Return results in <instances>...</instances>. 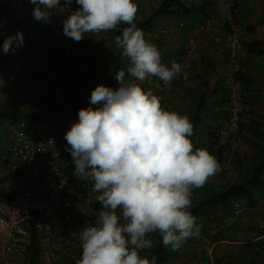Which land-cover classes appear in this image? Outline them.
I'll use <instances>...</instances> for the list:
<instances>
[{
	"label": "clouds",
	"instance_id": "1",
	"mask_svg": "<svg viewBox=\"0 0 264 264\" xmlns=\"http://www.w3.org/2000/svg\"><path fill=\"white\" fill-rule=\"evenodd\" d=\"M34 18L50 22L53 13L69 10L73 0H30ZM79 6L63 20V33L76 42L87 33L107 32L121 22L128 26L115 37L126 71L115 75L119 87L98 85L90 105L78 111L65 134L75 169L73 175L94 182L102 204L94 223L80 232L82 257L76 264H156L141 256L154 246L158 233L163 245L178 250L201 226L189 211L193 189L220 171L217 159L189 139L193 125L187 114L162 107V97L144 83L152 77L170 83L181 72L173 61H161L157 46L134 23V0H75ZM43 6V7H42ZM23 34L4 39L5 54L22 46ZM130 75L132 79H125ZM158 88L160 85L156 83Z\"/></svg>",
	"mask_w": 264,
	"mask_h": 264
},
{
	"label": "built area",
	"instance_id": "2",
	"mask_svg": "<svg viewBox=\"0 0 264 264\" xmlns=\"http://www.w3.org/2000/svg\"><path fill=\"white\" fill-rule=\"evenodd\" d=\"M148 4L149 0H142ZM214 14L197 28V33L211 29L217 46L227 45L232 53V66L225 76L224 87L228 97V115L221 128L206 141L193 139V150L206 148L216 156L221 173L225 169L220 156L225 141L235 139L237 145L245 140L240 134L247 124L251 111L244 87L242 56L247 51L246 42L237 20V6L234 0H210ZM63 3V0H62ZM79 7L73 0L65 13L51 16L45 31L22 27L19 32L28 42L51 49L52 53L41 74L32 79L35 90L41 97V108L45 115L39 118H24L9 122L10 134L6 137L0 131V188L10 192L9 199L0 197V264H23L29 254L33 232L40 238V264H76L82 257L81 230L88 223H94L102 204L97 197L102 194L93 191V184L84 188L75 186L81 179L73 175L75 164L66 148L70 146L65 134L78 119L74 101L83 108L90 105V98H82L79 92L74 98H67L69 85L67 69L80 59L79 44L63 33V20L72 10ZM228 27L221 34L215 25ZM185 22L171 23L162 29L163 34L183 31ZM198 47L197 35L188 41V56L177 62L181 72L170 83L164 84L157 78L159 87L156 94L162 97L161 104L166 110L170 100L184 86L189 84L193 62L192 53ZM23 68L16 65L9 73V88L18 91ZM5 99L0 98L1 106ZM235 171L228 170L227 176L235 178ZM264 179V176H263ZM255 205L247 197H237L231 202L230 212L220 210L211 214L208 233L200 231L198 244L203 249V264H217L214 248L225 239L226 230L240 220L250 240V245L263 239L264 194L257 196ZM152 238V237H151ZM245 243V242H244ZM185 243L183 251H189ZM264 260V247L257 248ZM152 255L150 259H152ZM252 259L256 255H251ZM232 264H240L233 260ZM264 264V262H263Z\"/></svg>",
	"mask_w": 264,
	"mask_h": 264
},
{
	"label": "crops",
	"instance_id": "3",
	"mask_svg": "<svg viewBox=\"0 0 264 264\" xmlns=\"http://www.w3.org/2000/svg\"><path fill=\"white\" fill-rule=\"evenodd\" d=\"M234 1L237 6V20L247 46V51L242 56L244 87L251 109L247 126L260 130L264 134V54L261 53L264 51V0ZM162 2L163 0H149L146 4L142 0H136L138 6L136 18L148 19L154 16ZM183 2L189 7H198L199 11L188 15L179 14L174 17H156L154 29L144 31V33L148 40H161V48L164 50L161 61L169 67L173 61L177 63L188 56L189 38L197 35L198 47L191 56L193 65L190 71L189 86L184 90L182 89L170 100L167 110L176 111L181 115L187 114L191 122L192 108L196 104L197 93L198 108L201 102L200 98L204 95L205 105L201 111L203 120L198 128V139L204 142L222 127L228 115V97L224 87V79L232 66V53L227 45L217 46L214 44L211 29L204 32L198 31V33L196 31L207 18L213 16V5L210 0H183ZM35 7L36 5L30 0H18L11 9L9 16L24 22L17 28H11L15 34L22 27L32 28L36 31L48 29L49 22L38 21L34 18L33 10ZM172 22H185L187 27L183 31L175 30L169 34H163L162 29L169 27ZM215 28L219 29L221 34H225L229 30L228 27H221L217 24ZM114 30L87 33L78 42L80 59L75 61L66 71L69 85L67 98L73 100L75 92H79L82 98H90L92 90L103 84L111 72V62L119 49L115 45ZM31 45L32 50L29 52L31 60L26 55L24 45L17 46L15 44L13 45L15 51L7 53L10 61L0 69V98L5 99L1 106L2 111L30 112L34 110L38 115H45L41 108V97L35 90L32 79L35 75L42 73L52 50L35 43ZM16 65L23 66V73L18 83V91L14 93L9 88L8 75ZM127 79H132V77L128 75ZM151 79L154 83L149 84L145 81L144 87L145 90L149 87L152 88L156 94L157 77ZM74 105L77 111L83 108L82 103L78 100L74 101ZM92 107L95 108L96 106L92 105ZM9 122H4L2 131H10ZM244 131L249 140L257 141L252 132L247 131L246 128ZM244 131L243 136H245ZM229 142L230 140L225 141L220 155H227L226 150L231 147ZM258 145L260 150L264 152V144L258 142ZM247 151V156L250 157L253 152L251 144ZM213 156L216 158L215 155ZM249 166L248 163L246 168ZM248 172L249 170H246L245 174ZM240 177H242L240 173L232 179L227 175H222L219 180L208 179L206 182L214 183V188L220 190L223 189L222 186L226 188L230 182ZM93 183L91 180H80L75 186H82L85 189L86 186ZM220 186L221 188H219ZM242 228L240 220H237L234 226L228 228L225 239L216 245L214 255L217 264H232L233 260L238 257L241 246L250 240V236ZM261 241L264 243V237ZM185 242L190 246L189 251L182 250ZM185 242L180 250H171L173 257L169 260L170 263L203 264L201 259L204 252L198 244V237L187 238ZM150 252H152L151 249L144 250L140 254L142 257L147 255L150 258Z\"/></svg>",
	"mask_w": 264,
	"mask_h": 264
},
{
	"label": "trees",
	"instance_id": "4",
	"mask_svg": "<svg viewBox=\"0 0 264 264\" xmlns=\"http://www.w3.org/2000/svg\"><path fill=\"white\" fill-rule=\"evenodd\" d=\"M17 2L18 0H0V69L10 61L8 55L5 54L2 49L4 39L9 36H15L16 34L13 30H11V28H17L24 23L21 20H16L15 18L9 16L11 9L17 4ZM198 11V7H189L183 2V0H163L154 16L148 19H137L135 17L134 23L144 32L154 29L156 17H174L179 14L188 15ZM212 12L214 14V11ZM127 26V24L121 22V24H119L115 28L114 41L117 35L122 36V30ZM149 41L157 46L162 56L164 54V50L161 48V40L152 39ZM31 44V42H28L24 38L23 45L24 49L26 50V55L29 57V59V52L32 50ZM121 51V49H118L115 56L113 57V61L111 62V72L107 75L102 85L111 87L113 89L119 87V83L115 80L114 75L122 69L126 71V62L120 59ZM261 53L264 54V51ZM127 77L128 75L126 74L125 79H127ZM188 86V84L184 86L183 90ZM196 97V104L192 108L193 112L191 123L193 125V134L189 137L191 141L198 137V128L200 127L203 120L201 111L205 105L203 95L200 98L201 102L198 108V93ZM41 116L42 115L36 114L34 110L30 112H9L6 110L1 111L0 131H2L1 128L3 127L4 122L18 121L24 118L35 119ZM245 128L247 131L252 132V134L260 144H264V134L261 133L260 130H255L254 128L247 126V124L244 126V129ZM212 135H215V132ZM257 141L249 140L253 148V152L251 153L250 157H246V160L248 161L250 166L249 172L245 175V177H240L233 182H230L226 188L220 190H216L214 188V183L211 182H206L199 189H193V195L191 197L192 204L189 211L192 213V215L197 217L196 223L201 226L202 232L209 234L207 226L211 223V214L217 213L221 209L227 213L230 212L231 202L233 199L240 196L247 197L250 203L252 205H255L257 196L264 194V152L260 150ZM10 196V192H4L0 188V197L7 200L10 198ZM227 231L228 229L225 232V237L227 236ZM261 235H264V231L261 232ZM151 237L154 241V246L152 248V257L155 259L156 264H172L169 261L173 257L171 255L172 249L163 245L162 237L158 233L151 234ZM258 247H264V243L261 240H258L250 245L245 244L241 246L239 255L235 260H237L240 264H263L264 260L261 258L262 254H258L256 250ZM40 250V238L37 233L33 232V242L29 254L27 255L23 264H40ZM251 255H256V258L252 259Z\"/></svg>",
	"mask_w": 264,
	"mask_h": 264
},
{
	"label": "rangeland",
	"instance_id": "5",
	"mask_svg": "<svg viewBox=\"0 0 264 264\" xmlns=\"http://www.w3.org/2000/svg\"><path fill=\"white\" fill-rule=\"evenodd\" d=\"M134 3H136V0H134ZM101 85V84H100ZM245 129H243L241 131V135L243 133ZM10 131L6 130L5 132L2 131V134L4 136H8L10 133ZM244 135H245V131H244ZM243 136V135H242ZM245 143L243 145H237L235 139L231 138L230 139V148L226 150L227 155H220L223 159L225 157L224 160L221 159V161L225 164V169L223 172L221 173H216L215 175H213L212 177H210L209 179H215V180H219L222 175H227V171L228 170H234L236 175L237 174H242V177H245V171L249 170V168H246V166L248 165V162L246 160L247 153H248V148L250 146V142L247 138V136H243ZM218 161V160H217ZM241 177V178H242ZM218 187V186H217ZM223 188H225L224 186H222ZM221 188V186L219 187ZM201 231V230H200ZM186 243V242H185ZM184 245V244H182ZM181 248H179L180 250ZM152 251V249H151ZM152 255V252H150ZM148 254V253H147ZM149 255V254H148ZM199 261V260H198Z\"/></svg>",
	"mask_w": 264,
	"mask_h": 264
}]
</instances>
